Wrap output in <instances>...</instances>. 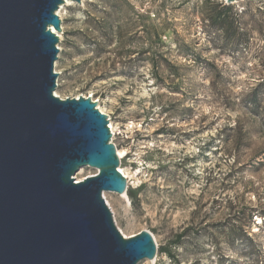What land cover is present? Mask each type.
I'll list each match as a JSON object with an SVG mask.
<instances>
[{"label": "rangeland", "instance_id": "1", "mask_svg": "<svg viewBox=\"0 0 264 264\" xmlns=\"http://www.w3.org/2000/svg\"><path fill=\"white\" fill-rule=\"evenodd\" d=\"M68 2L54 94L113 127L133 197H102L124 238L152 234L138 264H264V0Z\"/></svg>", "mask_w": 264, "mask_h": 264}, {"label": "water", "instance_id": "2", "mask_svg": "<svg viewBox=\"0 0 264 264\" xmlns=\"http://www.w3.org/2000/svg\"><path fill=\"white\" fill-rule=\"evenodd\" d=\"M65 1L0 0V264L152 262V234L124 238L102 197L128 191L106 115L54 94Z\"/></svg>", "mask_w": 264, "mask_h": 264}, {"label": "bare ground", "instance_id": "3", "mask_svg": "<svg viewBox=\"0 0 264 264\" xmlns=\"http://www.w3.org/2000/svg\"><path fill=\"white\" fill-rule=\"evenodd\" d=\"M69 2H68V0H66L65 1V3H63L62 5H65V4H68ZM61 5V6H62ZM61 6L59 7V9L61 8ZM58 11V10H57ZM57 15H59L58 14V12H57ZM52 31L55 33V30L54 29H52ZM57 95V94H56ZM99 110L101 111V112H103L100 108H99ZM110 130H111V132H113V127L110 125ZM117 155H118V157L119 158H123V156H124V153L122 152V151H118L117 150ZM119 171H120V173H122V175L125 177V178H127V174L123 171V170H121V169H119ZM82 172H83V170H81L80 171V173L78 174L79 176L82 174ZM76 181H82V180H79V178L77 177L76 178ZM105 195V194H104ZM127 195H122V198H124V199H126L127 200V197H126ZM124 237H126V236H124Z\"/></svg>", "mask_w": 264, "mask_h": 264}, {"label": "trees", "instance_id": "4", "mask_svg": "<svg viewBox=\"0 0 264 264\" xmlns=\"http://www.w3.org/2000/svg\"><path fill=\"white\" fill-rule=\"evenodd\" d=\"M222 10H223L224 12H228V11L230 10V8H229V7H226V6H223V7H222ZM220 16H221V15L218 14V15H217V19H220ZM218 28L223 30V29H225L226 27H221V26H220V27H218ZM127 196L130 197V198H132V197H133V193H132L131 191H127ZM159 252L161 253L160 249H159Z\"/></svg>", "mask_w": 264, "mask_h": 264}]
</instances>
